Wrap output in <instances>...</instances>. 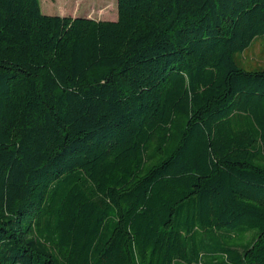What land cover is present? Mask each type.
Segmentation results:
<instances>
[{
	"label": "trees",
	"instance_id": "trees-1",
	"mask_svg": "<svg viewBox=\"0 0 264 264\" xmlns=\"http://www.w3.org/2000/svg\"><path fill=\"white\" fill-rule=\"evenodd\" d=\"M0 264H264V0H0Z\"/></svg>",
	"mask_w": 264,
	"mask_h": 264
},
{
	"label": "rangeland",
	"instance_id": "rangeland-1",
	"mask_svg": "<svg viewBox=\"0 0 264 264\" xmlns=\"http://www.w3.org/2000/svg\"><path fill=\"white\" fill-rule=\"evenodd\" d=\"M41 11L45 14L61 16H81L96 20H115L117 17V0H39ZM262 39L243 53L245 64H256L260 60Z\"/></svg>",
	"mask_w": 264,
	"mask_h": 264
}]
</instances>
